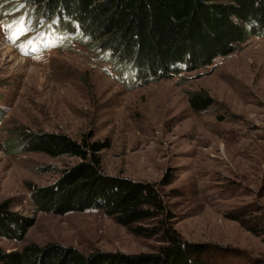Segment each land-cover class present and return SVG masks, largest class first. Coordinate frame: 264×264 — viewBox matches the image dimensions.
Listing matches in <instances>:
<instances>
[{
	"label": "rangeland",
	"instance_id": "374dc122",
	"mask_svg": "<svg viewBox=\"0 0 264 264\" xmlns=\"http://www.w3.org/2000/svg\"><path fill=\"white\" fill-rule=\"evenodd\" d=\"M30 2L0 0V19L13 3L17 15H32ZM16 13L5 16L8 29ZM37 21L33 15L24 36L0 27V202L10 200L12 210L35 218L22 240L0 237V249L57 242L88 254L154 253L164 243L161 233L138 234L102 209L63 215L35 209L28 182L52 183L79 158L10 152L17 133L58 131L81 139L92 132V140H111L101 151L104 172L154 182L184 239L220 246L219 264H264V235L226 217L237 206L264 205V38L249 37L213 65L183 72L185 80L180 74L129 86L88 46L75 44L69 52L49 46L53 40L27 45ZM193 91L207 92L215 103L194 111Z\"/></svg>",
	"mask_w": 264,
	"mask_h": 264
},
{
	"label": "trees",
	"instance_id": "16d2710c",
	"mask_svg": "<svg viewBox=\"0 0 264 264\" xmlns=\"http://www.w3.org/2000/svg\"><path fill=\"white\" fill-rule=\"evenodd\" d=\"M32 15H17L10 33L27 35V45L53 40L49 46L73 52L75 44L88 46L101 61L111 62L133 86L207 68L234 53L249 37L264 38V0H32ZM7 16V17H5ZM13 39H22L13 35ZM57 40V42H55ZM49 42V41H48ZM61 44V45H60ZM34 50H37L34 48ZM194 111L215 103L205 91L189 93ZM93 133L75 138L58 131L23 130L10 152L40 151L53 157L73 156L79 161L63 168L49 184L28 182L38 212L58 215L102 209L118 224L136 233H161L163 244L154 253L93 252L50 242L30 243L21 250L0 249V264H219L220 246L191 242L174 228L168 205L154 182L104 172L101 151L111 140H92ZM226 217L255 235H264V205L237 206ZM156 221L144 226L143 221ZM35 218L12 210L10 200L0 202V237L22 240Z\"/></svg>",
	"mask_w": 264,
	"mask_h": 264
}]
</instances>
